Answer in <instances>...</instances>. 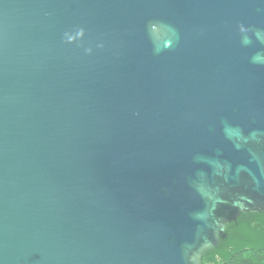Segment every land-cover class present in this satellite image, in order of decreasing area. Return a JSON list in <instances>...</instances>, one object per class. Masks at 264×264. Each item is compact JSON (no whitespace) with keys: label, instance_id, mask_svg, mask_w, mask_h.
Instances as JSON below:
<instances>
[{"label":"water","instance_id":"1","mask_svg":"<svg viewBox=\"0 0 264 264\" xmlns=\"http://www.w3.org/2000/svg\"><path fill=\"white\" fill-rule=\"evenodd\" d=\"M252 212L264 0H0V264H200Z\"/></svg>","mask_w":264,"mask_h":264},{"label":"trees","instance_id":"2","mask_svg":"<svg viewBox=\"0 0 264 264\" xmlns=\"http://www.w3.org/2000/svg\"><path fill=\"white\" fill-rule=\"evenodd\" d=\"M200 264H264V212L243 213L224 229V238L203 252Z\"/></svg>","mask_w":264,"mask_h":264},{"label":"clouds","instance_id":"3","mask_svg":"<svg viewBox=\"0 0 264 264\" xmlns=\"http://www.w3.org/2000/svg\"><path fill=\"white\" fill-rule=\"evenodd\" d=\"M241 30H243V29H241Z\"/></svg>","mask_w":264,"mask_h":264}]
</instances>
